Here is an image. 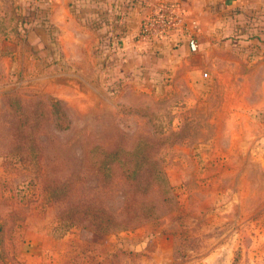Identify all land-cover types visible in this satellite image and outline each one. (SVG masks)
I'll list each match as a JSON object with an SVG mask.
<instances>
[{
    "label": "rangeland",
    "instance_id": "obj_1",
    "mask_svg": "<svg viewBox=\"0 0 264 264\" xmlns=\"http://www.w3.org/2000/svg\"><path fill=\"white\" fill-rule=\"evenodd\" d=\"M159 2L198 20L194 51L179 34L148 51L129 24L117 38L94 8L69 60L53 29L0 16V264L27 251L34 264H264V102L247 80L264 60V0H123L120 11L140 23ZM89 145L108 161L117 151L112 171H164L170 187L147 194L142 225L55 229L78 175L73 197L120 211L127 188L103 193Z\"/></svg>",
    "mask_w": 264,
    "mask_h": 264
},
{
    "label": "crops",
    "instance_id": "obj_2",
    "mask_svg": "<svg viewBox=\"0 0 264 264\" xmlns=\"http://www.w3.org/2000/svg\"><path fill=\"white\" fill-rule=\"evenodd\" d=\"M214 1L218 2L221 0H212V2ZM261 1L262 0H247V6L248 8H258L260 5H263ZM95 2L98 3L95 4ZM216 3L207 4L202 2V6L207 9L209 7H215ZM123 5V0H0V16L4 17L6 15H11V17H14V24L17 25L18 29L26 28L29 29L30 32H34L33 29L45 31L46 29H53L58 35V39L62 42L61 46H63V41L66 42L65 46L69 49V55H67V57L69 60L70 58L72 60V58L79 55L78 49L82 46L81 33H87L86 31L90 29L92 19L95 18L93 12L94 8L99 10V18L102 21L101 25H103L104 30L108 33H115L117 38L121 37L124 32L130 31L125 30V27L128 24L129 28L127 29H131V31L136 29L137 33L139 32V22L136 23L134 19H132V22L124 20L123 12L120 11L123 8ZM112 9H114V14L110 11ZM196 24L197 27L195 31L199 29L198 20L196 21ZM180 35L181 34H179V37ZM191 35L192 34L181 35V40H177L180 44L185 40L184 42L187 43L189 49ZM177 40L176 42L178 43ZM177 43L172 41L171 44L163 45V47L164 49H171V47L178 45ZM160 44L162 43L147 44L148 51H153V48ZM143 52H139L141 54L140 56L144 55ZM247 80H251L253 82L251 85L253 84L259 88L261 103L262 101L264 102V60L259 63L258 67L247 73ZM228 111H231V109L229 108ZM23 256V264H34L31 252L27 251ZM40 263L41 261L38 260L36 264Z\"/></svg>",
    "mask_w": 264,
    "mask_h": 264
},
{
    "label": "trees",
    "instance_id": "obj_3",
    "mask_svg": "<svg viewBox=\"0 0 264 264\" xmlns=\"http://www.w3.org/2000/svg\"><path fill=\"white\" fill-rule=\"evenodd\" d=\"M91 146L83 149V158L88 161L90 172L96 177L99 187L105 190L103 193L111 191L116 182L127 188L120 211L113 213L103 203L101 195L95 193L90 197H73L76 184L81 179L78 175L75 176V186L73 184L70 189L72 200L58 215V227L55 229L79 226L97 233H109L142 225L145 222L143 218L149 217L155 209L153 201L146 198L147 194L153 189L162 193L170 187L164 171H134V165L131 166L133 171H112L113 165L120 162L117 151L112 152L108 161L95 150L96 145ZM67 193L69 191L64 192V196Z\"/></svg>",
    "mask_w": 264,
    "mask_h": 264
},
{
    "label": "built area",
    "instance_id": "obj_4",
    "mask_svg": "<svg viewBox=\"0 0 264 264\" xmlns=\"http://www.w3.org/2000/svg\"><path fill=\"white\" fill-rule=\"evenodd\" d=\"M195 20L187 19L185 10L175 2H159L140 22L139 35L148 44H159L175 34H192Z\"/></svg>",
    "mask_w": 264,
    "mask_h": 264
},
{
    "label": "water",
    "instance_id": "obj_5",
    "mask_svg": "<svg viewBox=\"0 0 264 264\" xmlns=\"http://www.w3.org/2000/svg\"><path fill=\"white\" fill-rule=\"evenodd\" d=\"M189 49L190 51H194L196 49L195 40L193 37H191L189 40Z\"/></svg>",
    "mask_w": 264,
    "mask_h": 264
}]
</instances>
